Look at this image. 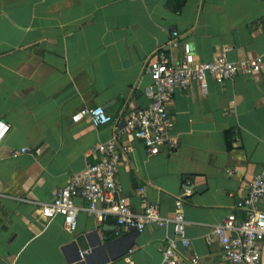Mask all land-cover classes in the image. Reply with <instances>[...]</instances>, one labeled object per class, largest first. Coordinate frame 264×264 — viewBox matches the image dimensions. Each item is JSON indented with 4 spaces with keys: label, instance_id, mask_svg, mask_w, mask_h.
Segmentation results:
<instances>
[{
    "label": "crops",
    "instance_id": "crops-1",
    "mask_svg": "<svg viewBox=\"0 0 264 264\" xmlns=\"http://www.w3.org/2000/svg\"><path fill=\"white\" fill-rule=\"evenodd\" d=\"M176 30L202 60L225 47L233 61L262 54L264 0H0V120L10 125L0 142V264H72L76 236L92 230L106 248L90 264H123L130 249L136 264H163L172 222L121 230L113 218L80 209L69 230L62 216L48 222L41 207L96 161L92 150L113 136L116 120L149 104L146 64L170 51ZM208 82L206 93L197 83L176 90L169 110L175 147L149 155L134 140L120 162L119 181L135 210L140 188L164 216L191 189L183 199L192 243L178 242L177 264H234L206 235L230 211L244 216L236 204L264 171V68ZM97 105L115 121L72 119ZM76 202L86 205L82 197Z\"/></svg>",
    "mask_w": 264,
    "mask_h": 264
},
{
    "label": "built area",
    "instance_id": "built-area-1",
    "mask_svg": "<svg viewBox=\"0 0 264 264\" xmlns=\"http://www.w3.org/2000/svg\"><path fill=\"white\" fill-rule=\"evenodd\" d=\"M170 51L159 50L156 56L146 64V72L152 75V82L145 88L149 97L148 105L132 111L123 122L114 117L103 105L93 108L84 107L73 116L74 121L89 119L95 126L115 121L113 136L107 141L98 142L93 150L96 161L89 163L84 172L73 175L60 188L52 202L41 207V213L48 222L57 216L64 218L69 230L77 225L80 209L87 210L95 218L104 222L113 218L121 230H143L147 224L164 226L174 224L175 237L170 238L163 248V264H177L181 256L178 242L191 245L186 233L187 220L184 212V196L191 189L176 197L175 211L172 216L160 213L158 205L152 202L143 188L139 189L141 209L135 210L125 196L119 181L120 162L134 147V140H140L149 155L162 151L163 147L176 146V140L170 136L175 120L170 114V106L175 100L177 89L188 90L198 84L206 93L209 78L222 83L240 74L255 75L264 68V53L238 61L228 57L229 47H225L212 60H202L196 56L192 43L183 38V34L174 31L168 42ZM10 128L9 123L0 120V142ZM23 149L22 151H26ZM86 201L81 208L76 199ZM264 171L258 173L250 184L245 198L238 201L236 207L243 210L244 216L238 218L230 211L226 218L212 226L206 235L210 242L216 237L222 246V257L234 264H262V244L264 243ZM119 233V232H118ZM133 249L125 254L123 264H136L132 258ZM81 256L84 253L81 252ZM195 262L197 260L195 259Z\"/></svg>",
    "mask_w": 264,
    "mask_h": 264
},
{
    "label": "water",
    "instance_id": "water-1",
    "mask_svg": "<svg viewBox=\"0 0 264 264\" xmlns=\"http://www.w3.org/2000/svg\"><path fill=\"white\" fill-rule=\"evenodd\" d=\"M74 244H77L78 257L71 262L72 264L83 258L85 262L90 264L91 258L106 248V245L103 244V240L98 236L97 230L79 234L76 236ZM81 252H86L87 254L82 257Z\"/></svg>",
    "mask_w": 264,
    "mask_h": 264
}]
</instances>
